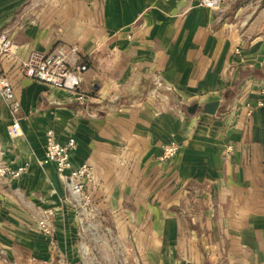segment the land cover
Returning a JSON list of instances; mask_svg holds the SVG:
<instances>
[{"label":"crops","instance_id":"crops-1","mask_svg":"<svg viewBox=\"0 0 264 264\" xmlns=\"http://www.w3.org/2000/svg\"><path fill=\"white\" fill-rule=\"evenodd\" d=\"M220 13L228 15L221 25ZM0 35L19 48L1 58L0 73L21 105L15 116L0 95V156L31 163L23 178L0 180V248L12 264H59L76 254L81 236L61 178L39 164L49 130L61 142L74 138L75 165L94 168L108 241L92 251L104 264L121 255L142 264H264L262 0H220L217 8L205 0H0ZM61 44L77 46L89 63L82 89L100 103L97 119L75 101L63 106L65 92L23 68L32 53ZM156 75L175 90H157ZM115 95L119 103H111ZM177 100L186 109H240L216 136L210 115L183 121L171 105ZM247 105L256 108L251 118ZM16 120L17 138L9 132ZM172 141L180 154L159 162ZM45 213L54 244L35 222Z\"/></svg>","mask_w":264,"mask_h":264},{"label":"built area","instance_id":"built-area-1","mask_svg":"<svg viewBox=\"0 0 264 264\" xmlns=\"http://www.w3.org/2000/svg\"><path fill=\"white\" fill-rule=\"evenodd\" d=\"M220 2V0H205V3L210 6H215ZM34 22V21H33ZM57 49L53 52L42 54V53H32L23 65L24 69L31 72V76L35 81L43 83L52 89L65 92L67 97L62 101L63 106L73 105L74 101L79 104L88 117L97 119L99 118V111L95 109L97 106L99 108L100 103L95 104L91 101V107H89L86 101L85 92L82 89V73H83V63L80 62V51L77 46L69 47L68 45L61 44L56 46ZM18 46L5 35H0V60L5 55H10L18 51ZM154 85L156 89H163L161 87V80L156 78L154 80ZM98 85L95 86V88ZM92 87V86H91ZM95 88H91L94 92ZM167 90V89H166ZM168 93H170V90ZM167 93V94H168ZM0 95L2 96L4 102L10 107L11 111L15 116L20 112L21 105L16 100L14 89L10 83L8 77L0 73ZM47 97H51L48 95ZM119 100V96L115 95L111 103H115ZM260 107L264 106L263 103L258 104ZM78 106V105H77ZM177 115L183 118L187 115L184 112L185 107L181 102L177 101L176 105L173 107ZM235 111L231 113V116L238 113L239 107L234 108ZM244 110L247 116L250 115L254 108L250 106H245ZM229 115L221 113H216L211 116L213 119V124L220 126L221 131H223L224 125H232L234 121H228ZM219 121V123L215 122ZM20 124L18 120L13 124L10 133L14 137L20 136ZM77 143L74 138H70L66 144H60L55 140L54 132H48L46 140L45 155L41 164L43 165H55L57 172L65 180L66 187L71 190V203L73 205L82 208L83 210L77 213L78 223L83 227V230H88L96 221L97 216L101 213L100 209L93 205L92 203V192L88 193L84 185L77 181L78 177H86L92 180V169L87 163H82L77 167L73 166V161H71L70 154L75 149ZM181 145L176 141H172L166 144L162 148L159 160L168 161L175 158V156L180 152ZM31 168V163L26 161L20 165L15 164L11 161L10 163H4L0 166V180H19L23 175H25ZM8 177L7 179H5ZM91 213L89 216H87ZM41 226V231L46 232L54 230L52 222L47 218L42 220L39 224Z\"/></svg>","mask_w":264,"mask_h":264},{"label":"rangeland","instance_id":"rangeland-1","mask_svg":"<svg viewBox=\"0 0 264 264\" xmlns=\"http://www.w3.org/2000/svg\"><path fill=\"white\" fill-rule=\"evenodd\" d=\"M248 1H250V0H248ZM257 1H261V0H257ZM219 6H220V2L217 5H215L214 7L217 8ZM232 9L228 10L229 12H227V14L231 13ZM225 16H228V15H223V14H221L220 16L217 15L218 21H219V18H220V21L218 22L219 25H221V23H222L223 20H225L224 19ZM65 45H67V44H65ZM68 46L69 47H72L73 45H68ZM56 49H57V47H55L52 51L54 52ZM52 51H50V52H52ZM234 52H235V54H237V50L234 51ZM81 61L82 60H81V57H80V62ZM82 75H83V73H82ZM156 78H159L161 80V87L163 89H167V90H170V91H174L175 90L174 87H173V85H170L166 81H163L159 75H156L155 79ZM83 91L85 92V95H86V101L89 103V101L92 100L93 96L88 93L89 91L86 92L84 89H83ZM92 94H95V93H92ZM120 101L121 100H119L118 103ZM177 101H175L173 104H171L172 107L175 106V104H176ZM259 103H263V101H259L258 104ZM236 106L233 105L232 107L229 108V110H227L226 112H224L222 114V115H224V114H228L229 115L228 121H234L235 122L237 120L239 113L236 112V115L231 116V113H232V111L233 112L235 111L234 108H236ZM248 106H250V105H248ZM250 107L256 109L255 107H252V106H250ZM258 107H260V106L258 105ZM239 109H240V107H239ZM80 111H82V108H80ZM184 112L188 116L187 109L186 108L184 109ZM253 114H254V111L250 115H248L247 118H251ZM185 118H188V117L185 116L183 118V116H181V119L183 121H186L187 120ZM215 122L219 123V121H215ZM200 123H201L202 126H205V127L213 126V124L210 123V122L200 121ZM209 128H210V131H212V133L215 134L216 136H219L217 133H220V134H223L224 133V131H221L220 126H217V131L214 130V129H212L211 127H209ZM52 131L53 130H49L48 132H52ZM48 132L46 133V136H45V145H44L43 155H45L44 153H45V149H46V140H47ZM53 132H54L55 140L58 143H60V144H66L68 142V140L70 139L69 138L66 142H61V141H59L57 139V136H56L55 131H53ZM75 149H76V147H75ZM75 149L71 152L70 157H71V161H73V166L74 167H77L80 164L79 165H75V163H74L73 154H74ZM179 154H180V152L175 157H177ZM0 158L2 160V163H0V166L4 165V163H10L11 162V161L5 160V159H7V155H5V154L3 156H0ZM43 158L44 157H42V159ZM42 159L39 161V164L41 166H48V165L41 164ZM13 160H15V159H13ZM170 160H172V159H170ZM158 161L161 162V163L167 162V161H161L159 159H158ZM84 163H86V162H84ZM87 164H89V163H87ZM50 165H52L55 168L56 172H57V169H56L55 165H53V164H50ZM90 168L92 169V173H93L92 180L90 181V179H88L86 177H78L77 181L80 182L82 185L85 186V188L87 189L88 193L89 192L90 193L92 192V203H93L94 206H96L97 208H99L98 207L99 204L96 202V199L94 198L93 189L91 187V184L93 183V180H94V168H93L92 165H90ZM57 174L59 175V177L62 180L63 188H64L65 193H66L65 200L67 201V206L70 207L74 211V213L76 215L77 213L81 212L83 209L80 208V207H77V206L73 205V203H71V199H70V197H71V190L66 187L65 180L63 179V177L58 172H57ZM25 175H23L21 178H23ZM7 178L8 177H6L5 179H7ZM8 180H11V179H8ZM90 214L91 213H89L87 216H89ZM46 218L49 221L54 222L53 221V216L51 215V213H45V214L39 216L37 218V220H35V222H37V226L39 227L40 233L43 236H45L46 239L51 240L52 243L54 244L55 243V241L53 239L54 238V234H55L54 233V230H50L46 234V232L44 233V232L41 231V226H39L40 222L42 220L46 219ZM103 220H104L103 214L102 213H99L98 216H97V219H96L95 223L88 230H86V231L83 230V227H82V225L80 223H78V222L75 221L76 228L79 230V232L81 234L80 238L78 237L79 239L76 240V242H75V244L73 246L74 247V250L76 251V254L71 255V256H69V255H63V256H61L60 257V260L58 261V262H60L59 264H67V263H69V264H91V261L92 260H98L101 264H104V262L100 259L101 256L99 255L97 257V253H93V251H96V250H93V248L95 246L100 245V244H103V246H105V244H107V241H108L107 237L106 236H102V232H101L102 229H103V227H102L103 226L102 225ZM52 225H53V223H52ZM53 228H54V226H53ZM125 259H126V261H125ZM39 264H47V263L41 262ZM115 264H142V263L140 261V257H136L135 255H132V256H122L121 255L119 257V259L117 258L115 260Z\"/></svg>","mask_w":264,"mask_h":264},{"label":"water","instance_id":"water-1","mask_svg":"<svg viewBox=\"0 0 264 264\" xmlns=\"http://www.w3.org/2000/svg\"><path fill=\"white\" fill-rule=\"evenodd\" d=\"M262 1L264 2V0ZM218 108H219L218 102L209 103L204 108H199L197 105H193L191 107H188L187 114L195 115L197 112H201L203 114L214 116L217 113ZM0 260L4 264H12L8 259L7 255L1 250V248H0Z\"/></svg>","mask_w":264,"mask_h":264},{"label":"trees","instance_id":"trees-1","mask_svg":"<svg viewBox=\"0 0 264 264\" xmlns=\"http://www.w3.org/2000/svg\"><path fill=\"white\" fill-rule=\"evenodd\" d=\"M83 69L85 68V67H87V66H89V63L87 62V60H83Z\"/></svg>","mask_w":264,"mask_h":264}]
</instances>
